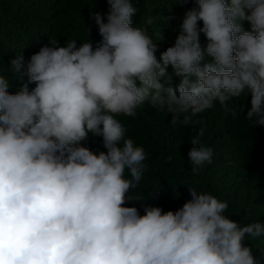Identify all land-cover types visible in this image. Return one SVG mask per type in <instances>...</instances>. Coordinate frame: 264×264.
<instances>
[{"label": "clouds", "instance_id": "9594fccd", "mask_svg": "<svg viewBox=\"0 0 264 264\" xmlns=\"http://www.w3.org/2000/svg\"><path fill=\"white\" fill-rule=\"evenodd\" d=\"M107 4V22L91 13L95 47L50 39L30 57L31 91L11 94L0 75V264H264V249L258 260L245 243L264 237V222L230 219L228 201L210 192L189 186L175 211L124 206L144 200L131 191L148 155L118 119L146 102L173 126L202 124L194 118L217 103L236 119L246 105L235 101L250 97L245 119L264 125V0H195L164 51L148 33L152 17L135 25L132 0ZM9 63L22 79L23 55ZM204 132L187 154L196 175L213 160ZM90 134L106 151L81 146Z\"/></svg>", "mask_w": 264, "mask_h": 264}, {"label": "trees", "instance_id": "16d2710c", "mask_svg": "<svg viewBox=\"0 0 264 264\" xmlns=\"http://www.w3.org/2000/svg\"><path fill=\"white\" fill-rule=\"evenodd\" d=\"M132 2L139 9L134 17L136 26H142L148 17L153 18V23L147 26L148 33L159 44L160 51L174 45L185 12L196 7L195 0L187 3L177 0ZM108 8L107 0H0V75L9 80L7 91L15 94L28 83L27 63L41 47L52 46L50 39L58 40L61 46L70 40H77L78 46L91 40L95 47L102 38L90 18L91 13L100 12L107 22ZM243 27L251 30L247 21L243 22ZM200 43L206 47L203 33ZM18 54L23 55L25 62L22 79L9 70L10 60ZM34 87V83H28L29 91ZM235 104L237 108L246 105L236 119L217 103L194 118L202 119V124L188 126H173L170 113L147 102L137 110L135 117H118L127 129V137L142 146L148 155L147 170L140 185L131 191L132 195L144 200L130 201L124 206L138 208L141 215L148 206L175 211L191 199L190 186L198 192H210L227 200L229 208L225 214L230 219L244 223L264 222V125L252 127L245 119L250 97H241ZM201 127L205 128L201 144L213 149V160L196 175L191 172L187 154L193 146L190 139ZM81 146L96 153L106 151L102 138L91 134ZM245 216L250 219L244 220ZM245 243L252 247L254 256L261 259L264 237L249 238Z\"/></svg>", "mask_w": 264, "mask_h": 264}]
</instances>
